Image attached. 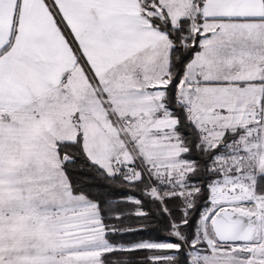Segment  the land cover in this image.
<instances>
[{
	"label": "snow or ice",
	"instance_id": "obj_1",
	"mask_svg": "<svg viewBox=\"0 0 264 264\" xmlns=\"http://www.w3.org/2000/svg\"><path fill=\"white\" fill-rule=\"evenodd\" d=\"M0 264H264V0H0Z\"/></svg>",
	"mask_w": 264,
	"mask_h": 264
}]
</instances>
